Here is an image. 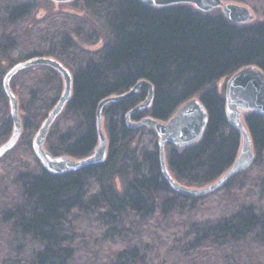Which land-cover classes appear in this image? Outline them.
I'll list each match as a JSON object with an SVG mask.
<instances>
[{"label":"trees","instance_id":"trees-1","mask_svg":"<svg viewBox=\"0 0 264 264\" xmlns=\"http://www.w3.org/2000/svg\"><path fill=\"white\" fill-rule=\"evenodd\" d=\"M39 1L0 0V144L14 127L5 75L18 62L51 56L74 76L72 98L47 136L53 155L92 154L100 101L146 79L154 99L134 120H167L196 96L209 112L200 141L166 145L174 177L201 187L230 168L241 135L229 123L225 84L220 91L218 82L245 66L264 70V21L238 24L220 9L140 0H78L85 15L36 18ZM101 33L104 45L96 51L75 38L95 43ZM11 86L23 133L0 160V264H264V114H245L256 151L252 167L209 195L190 196L164 177L156 131L127 124L147 87L104 108V163L57 174L36 156L33 139L62 94L61 74L32 66Z\"/></svg>","mask_w":264,"mask_h":264},{"label":"water","instance_id":"water-1","mask_svg":"<svg viewBox=\"0 0 264 264\" xmlns=\"http://www.w3.org/2000/svg\"><path fill=\"white\" fill-rule=\"evenodd\" d=\"M56 3L70 2L73 0H52ZM154 7H168L178 4H190L203 12H211L220 9L232 22L243 24L254 21V13L245 5L224 0H140ZM47 65L56 69L62 76L64 87L62 94L43 121L41 127L33 139V149L44 167L57 174L69 171H78L90 165L102 164L106 161L109 147L108 136L104 128L103 111L106 105L136 95L142 86L148 88L146 99L126 114L129 127L137 129L149 127L159 136L160 166L164 177L171 186L190 196L209 195L224 186L227 181L239 173L249 169L254 164L256 151L251 133L245 122V114L251 111L264 114V70L256 65L242 67L231 75L225 83L226 111L230 125L241 135V147L234 163L217 180L201 186H188L180 182L168 166L166 145L175 144L180 147L197 143L203 137L209 123V112L200 99L194 97L182 104L167 120L154 118L151 115L134 120L132 117L138 111H144L151 107L155 89L154 85L146 79L139 80L131 89L124 93L110 95L100 101L97 109V130L99 144L94 152L83 158H72L68 155H53L46 148L47 136L55 121L65 110L66 105L73 95L74 76L70 69L60 60L51 56H38L18 62L12 66L5 75L3 85L9 98L13 131L10 137L0 144V158L12 150L20 140L23 133V122L20 113V103L14 93L11 80L20 71L32 66Z\"/></svg>","mask_w":264,"mask_h":264},{"label":"rangeland","instance_id":"rangeland-1","mask_svg":"<svg viewBox=\"0 0 264 264\" xmlns=\"http://www.w3.org/2000/svg\"><path fill=\"white\" fill-rule=\"evenodd\" d=\"M224 1L225 2H236L239 4L245 5L254 13L255 15L254 21H264V0H224ZM56 11L66 12V13H70V14H74L78 16L85 15L84 6L78 0H73L70 2H60V3H56L52 0H40L39 6L37 10L35 11L34 15L36 16V18H44L49 13L56 12ZM75 38L82 47L90 51H96V50L101 49L105 41L104 35L102 33L98 36L95 43L93 42L87 43V42H83L79 37H75ZM227 79L228 78H224L218 82V87L220 91L223 90L224 84L226 83ZM104 128H105V122H104ZM2 158H0V160ZM1 167H2V163H0V174L2 172H5V170L2 169Z\"/></svg>","mask_w":264,"mask_h":264}]
</instances>
